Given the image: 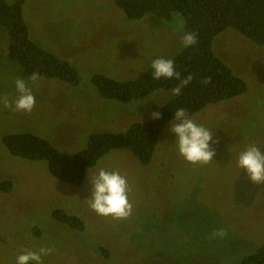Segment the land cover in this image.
I'll return each instance as SVG.
<instances>
[{
    "label": "rangeland",
    "instance_id": "rangeland-1",
    "mask_svg": "<svg viewBox=\"0 0 264 264\" xmlns=\"http://www.w3.org/2000/svg\"><path fill=\"white\" fill-rule=\"evenodd\" d=\"M23 15L30 38L70 61L81 82L71 87L23 78L8 59L7 37L0 29V100H16L17 78L28 82L36 99L31 113L0 102V181L13 182L11 192L0 194V264H16L18 255L41 247L54 249L43 264H238L256 250L264 240V183L253 184L237 160L250 144L264 151V47L232 29L214 39L215 54L247 90L191 117L218 141L211 143L212 162H187L169 122L149 164L127 151H111L88 170L81 186H73L53 178L46 162L13 157L2 137L30 132L73 156L93 133H120L149 119L170 93L158 91L123 105L100 97L90 77L100 73L125 80L153 59L172 58L182 47L178 24L183 19L173 16L161 23L147 16L131 22L112 0H25ZM100 168L127 177L133 204L128 218L101 216L89 207L90 180ZM57 208L81 218L84 230L53 220ZM220 229L226 235L214 237Z\"/></svg>",
    "mask_w": 264,
    "mask_h": 264
},
{
    "label": "trees",
    "instance_id": "trees-1",
    "mask_svg": "<svg viewBox=\"0 0 264 264\" xmlns=\"http://www.w3.org/2000/svg\"><path fill=\"white\" fill-rule=\"evenodd\" d=\"M112 1L128 21L137 22L148 16L161 23H169L173 16H179L185 22L182 35L187 31L198 33L196 45L180 47L171 58L181 78L192 75L193 80L182 88L179 95L174 96L171 89L179 81L174 78L154 80L150 65L138 75L125 80L92 73L90 84L104 100L127 105L158 91L170 93L171 97L155 111L161 114L160 119L150 117L134 122L120 133H93L88 137L86 146L73 156L66 155L47 140L30 132L2 137L6 150L13 157L46 162L53 178L73 186H81L88 170L111 151H127L140 164H149L165 127L174 119L177 109H186L192 117L206 106L246 92V82L234 74L213 50L214 39L220 32L232 29L256 46L264 47V0ZM24 3L25 0H14L11 4L0 0V29L7 37L8 59L19 67L21 75L27 80L35 72L39 73L40 79L58 80L71 87L79 86L81 76L70 61L42 48L30 38L23 15ZM208 77L211 80L205 84L204 80ZM12 188L10 179L0 181V194H7ZM51 217L75 231L84 230L83 220L63 209H54ZM35 233L39 234L37 228ZM254 247L256 250L243 257L238 264H264V240ZM101 250L105 251L103 248Z\"/></svg>",
    "mask_w": 264,
    "mask_h": 264
},
{
    "label": "clouds",
    "instance_id": "clouds-1",
    "mask_svg": "<svg viewBox=\"0 0 264 264\" xmlns=\"http://www.w3.org/2000/svg\"><path fill=\"white\" fill-rule=\"evenodd\" d=\"M184 21L178 24L180 29L184 28ZM198 42V33L187 31L181 36V44L184 48L196 45ZM152 78L154 80L176 79L179 84L171 89L172 94L179 95L183 87L187 86L193 76L188 75L181 78V73L176 71L174 59L156 58L151 61ZM33 84L40 79L39 73H32L29 77ZM210 77L204 80L207 84ZM15 87L18 97L15 101H9L5 96L0 100L5 108H10L15 112L31 113L36 105V99L33 89L28 86V82L23 78L15 80ZM151 118L160 119L159 112H153ZM170 131L175 134V144L179 154L192 164H208L213 161L216 152L211 148V143H218L213 140L212 130L202 124H198L186 109L180 108L174 112V119L171 121ZM237 166L247 173V178L253 184L264 183V151L255 144L248 145L245 150L240 152L237 160ZM92 185L91 196L88 198L89 207L101 216H112L116 219H126L133 212V204L129 200L130 188L127 177L121 175L119 170L109 171L100 168L91 178ZM226 232L223 229L217 230L213 236L223 237ZM54 249L41 247L38 251H25L16 258V264H29L35 261L36 264H43V257L49 256Z\"/></svg>",
    "mask_w": 264,
    "mask_h": 264
}]
</instances>
